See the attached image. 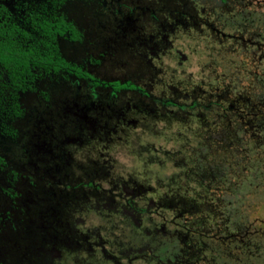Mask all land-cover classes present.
Masks as SVG:
<instances>
[{
  "label": "rangeland",
  "instance_id": "374dc122",
  "mask_svg": "<svg viewBox=\"0 0 264 264\" xmlns=\"http://www.w3.org/2000/svg\"><path fill=\"white\" fill-rule=\"evenodd\" d=\"M60 2L86 76L11 104L0 264H264V0Z\"/></svg>",
  "mask_w": 264,
  "mask_h": 264
},
{
  "label": "trees",
  "instance_id": "16d2710c",
  "mask_svg": "<svg viewBox=\"0 0 264 264\" xmlns=\"http://www.w3.org/2000/svg\"><path fill=\"white\" fill-rule=\"evenodd\" d=\"M32 23L34 25L36 24L34 27V30L37 31L35 35L25 32L15 26H10L6 29L3 26V22H0V66L3 69H7L9 80L11 83L17 85H19L26 76H31L30 70L32 67L34 68V66L44 71L55 72L61 69L62 65H67V62H65L63 58L55 54L54 42L57 35L70 33L69 38L73 39L79 37L72 23L66 21L62 15H54L48 19L42 17L41 21H32ZM15 29L19 30L18 33H20V35L24 37L27 36L33 40L35 39L36 43L26 45L25 42L12 39L15 34ZM73 68L77 69L76 71L79 69V67L77 68L75 66H73ZM88 78L93 80V85L97 88H100L101 84H103L101 81L91 77ZM106 85L116 93L122 89L130 91L136 87L127 80L122 83L118 81H112L111 83L107 82ZM144 95L148 97V92H145ZM164 106L169 107V99L164 101Z\"/></svg>",
  "mask_w": 264,
  "mask_h": 264
},
{
  "label": "flooded vegetation",
  "instance_id": "af4514ba",
  "mask_svg": "<svg viewBox=\"0 0 264 264\" xmlns=\"http://www.w3.org/2000/svg\"><path fill=\"white\" fill-rule=\"evenodd\" d=\"M106 1V0H103ZM46 0H0V22H3V26L7 29V27L15 26L19 29L24 30L25 32L36 34L37 31H35L34 27L35 25L32 23V21H41L43 18H51V16H59V10L61 2L60 0H49L51 3V6L49 7L46 4ZM44 6V7H43ZM51 11V9H53ZM63 11V10H61ZM59 14V15H58ZM63 16V15H62ZM66 20V15L63 16ZM66 21H69L72 23L73 27L77 30V28L74 25L73 20H70V18ZM14 28V27H13ZM19 30H14V36L12 39L19 41V42H25L26 45L34 44L35 39H29L27 36L24 37L18 33ZM79 37L77 38H69L70 33H64L63 35H66L67 38L71 41L80 40L81 34L79 33V30H77ZM63 35H57L56 39ZM55 39V42H56ZM55 54H57L59 57L60 54L58 53L57 49V43H55ZM62 58V57H61ZM64 59V58H63ZM67 62L66 60H64ZM66 66H61V69H58L55 72L47 71L52 73H59V72H65L69 75H72L76 77L77 79L79 77L86 76L85 72H81L80 68L78 71L77 69H74L73 66H71L68 62L66 63ZM76 67V66H75ZM78 68V66H77ZM39 68L37 66L32 67L30 72L31 76H26L22 79L19 85L11 83L7 76V69H3L0 66V170L2 169L3 164L5 163V160L7 158V147L6 143L7 141L11 144V140H8L11 138V135L14 134L12 132V124L15 123L14 120L7 118L8 112L11 110V113H17L18 111L16 108H12L11 104L12 102H16L17 100V92L24 91L28 88H32L34 86L35 82V75ZM43 70V69H40ZM80 75V76H78ZM88 77L90 75H87ZM14 106H17V104H14ZM11 107V108H10ZM10 109V110H9ZM11 116V115H10ZM3 142V143H2ZM6 142V143H5ZM139 238L138 236L134 237V239Z\"/></svg>",
  "mask_w": 264,
  "mask_h": 264
},
{
  "label": "clouds",
  "instance_id": "9594fccd",
  "mask_svg": "<svg viewBox=\"0 0 264 264\" xmlns=\"http://www.w3.org/2000/svg\"><path fill=\"white\" fill-rule=\"evenodd\" d=\"M169 251H174V252H176V254H179V250H178V248H176V247H170L169 248Z\"/></svg>",
  "mask_w": 264,
  "mask_h": 264
}]
</instances>
